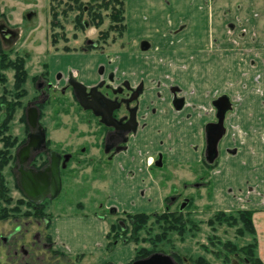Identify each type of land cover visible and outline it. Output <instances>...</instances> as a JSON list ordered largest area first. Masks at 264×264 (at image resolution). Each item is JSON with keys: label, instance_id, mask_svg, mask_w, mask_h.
<instances>
[{"label": "rangeland", "instance_id": "obj_1", "mask_svg": "<svg viewBox=\"0 0 264 264\" xmlns=\"http://www.w3.org/2000/svg\"><path fill=\"white\" fill-rule=\"evenodd\" d=\"M122 6L127 30L120 33L111 14ZM93 12L101 13V25H92ZM109 75L111 86L127 79L146 87L140 128L115 161L106 160L94 119L59 93L67 77L94 84ZM39 77L57 87L41 105L47 135L76 154L63 170L59 196L35 206L16 184L14 163ZM221 97L226 130L209 162L205 130L218 120ZM159 154L163 165L149 164ZM262 195L264 0H0V264H95L90 255L58 249L53 219L95 214L110 229L140 212L149 220L133 235L129 228L130 240L119 239L112 252L132 248L133 261L139 249L156 243L154 251H176L185 264L198 257L245 264L226 243L238 250L254 243L261 258L254 216ZM185 198L196 228L162 241L161 214L169 204L178 210ZM240 211L251 213L255 234L239 232ZM222 213L237 221L229 224ZM110 240L107 235V245Z\"/></svg>", "mask_w": 264, "mask_h": 264}, {"label": "flooded vegetation", "instance_id": "obj_2", "mask_svg": "<svg viewBox=\"0 0 264 264\" xmlns=\"http://www.w3.org/2000/svg\"><path fill=\"white\" fill-rule=\"evenodd\" d=\"M112 15L113 13L111 14V18H112ZM91 22H92V25H96V26L101 25L103 23L101 13H98L96 15L94 12L91 13ZM124 24L125 26L127 25L125 22ZM111 26L112 24L109 25L110 29H111ZM82 27H85L83 20H82ZM126 30H127V26H126ZM144 42L148 44L147 47H143ZM88 44H94V43L92 41H89ZM149 45L150 43L148 40H143L141 41L140 47L142 50H147L149 48ZM109 78H110V75L107 77H103L102 79L98 80L94 84H87L86 82L82 81L79 78L67 77L66 82L59 89V93H61L63 96H70L72 99L76 101V103L80 107L81 111H83V113L88 115L90 118L94 119L96 124L103 131L102 140L100 142L101 150L104 152L106 156V160L115 161L116 156L128 147L130 139H131V135L133 134V132H135L137 129L140 128L141 96L144 95L146 87H145V84L142 82V80L139 81L138 83H132L127 79H123L120 82H118L117 85L111 86V84L108 81ZM77 83H80L82 84V86H84L83 97H84V102L87 105V107L82 106V104L78 100V97L74 89V85ZM35 87L37 91H39L38 97L35 100L28 102L26 110L29 106H33V105H36L40 108V123L45 130V146L41 150L32 151V158L25 165L24 168L25 169L32 168L33 172L36 174L41 171L47 170V168H49L52 165V158L49 152L46 151V149L47 148L52 149L53 151H56L60 155L59 171H60V177H61V184L63 186V181H62L63 170L65 171L66 169L70 168V163L71 161H73L74 155L76 153L71 152L68 147H67L68 149L64 147L62 148L56 147L47 135L48 131L46 129V126L42 124L41 122V117H42L41 115L42 106L41 105L46 100H49L51 98L50 94H53L52 92L57 91V87L51 80L43 79V77L37 78L35 82ZM216 103L218 107V113L222 107L223 109H225V99L224 98L222 97L219 98L216 101ZM26 123L28 126V132L26 134V139H24V141H22L16 148L15 163H14V174H15L16 184L22 193L23 191L19 184L21 180V176H22V172L20 171V168H19L21 165L19 163V156H20L19 152L20 150H22V147L27 142L28 135L31 132V128H30L29 123L27 122V119H26ZM205 136H206V130H205ZM206 148H207V140H206ZM206 148H205V157H206ZM82 152L84 153L86 152L85 147H82ZM206 160L208 161L207 157H206ZM39 161L41 162L39 163ZM78 161H80V158ZM152 162L155 165L162 166L163 165L162 155L159 154L157 159L154 158L150 160L149 164H151ZM45 199H49V197H46ZM175 200L176 199L174 198L172 199V201H175ZM189 200H190L189 198H185L184 201L180 203L179 207H177L180 212H184L186 209H188L191 206ZM247 200H250V199H247ZM33 203L35 204V206H39L38 203L40 202L38 203L33 202ZM169 205H166L165 208L170 209ZM111 211L113 213L115 209H111ZM119 224L123 227L124 230L126 229L129 231V228H132L131 223L129 224V222H128L129 225L124 223V221L120 222ZM125 225H128L129 228ZM127 235L131 236V233L129 234L127 232ZM119 239L127 240V238L123 236V234L120 235ZM113 249L114 248L108 250L107 252H112ZM153 253H164V254L171 255L179 264H185V262L183 263L179 262L175 258L174 254L176 253V251H172L169 253V252H163V250L160 249L159 251H153L149 255ZM149 255L145 257H148ZM145 257H142V258H145ZM137 259H140V258H136L133 261H130L126 264H132ZM107 263L116 264L115 262H112V261L102 263V264H107Z\"/></svg>", "mask_w": 264, "mask_h": 264}, {"label": "water", "instance_id": "obj_3", "mask_svg": "<svg viewBox=\"0 0 264 264\" xmlns=\"http://www.w3.org/2000/svg\"><path fill=\"white\" fill-rule=\"evenodd\" d=\"M148 44L143 43V47ZM76 95L82 106L87 107L84 102L83 92L84 86L77 83L74 85ZM222 107V105H221ZM225 109L223 107L218 113L217 122L208 123L206 125V157L208 161L214 160L218 155V144L225 133L224 126ZM26 119L30 125L31 132L28 140L20 150L19 163L22 172L20 187L24 195L33 202H41L46 197L55 199L61 193V177L59 171L60 155L47 148L52 158V165L45 171L34 173L32 168L25 169V165L32 158V151L41 150L45 146V130L40 123V108L36 105L29 106L26 110ZM18 167V166H17ZM43 181V182H41ZM111 264V263H107ZM132 264H179L171 255L164 253H153L145 258L135 260Z\"/></svg>", "mask_w": 264, "mask_h": 264}, {"label": "crops", "instance_id": "obj_4", "mask_svg": "<svg viewBox=\"0 0 264 264\" xmlns=\"http://www.w3.org/2000/svg\"><path fill=\"white\" fill-rule=\"evenodd\" d=\"M261 197L262 206L260 205L261 207L256 210L254 218H256L255 222L259 226V245L263 251L264 208L262 207H264V195ZM246 201L247 205L253 206L254 203H250V200ZM52 229V236L59 250L66 253L90 255L96 264L109 261L116 264H126L134 257L135 252L132 248L122 247L114 252H106L108 222L99 215L57 217L53 219ZM120 254L124 256L120 257ZM260 257L264 260V253L261 252Z\"/></svg>", "mask_w": 264, "mask_h": 264}, {"label": "trees", "instance_id": "obj_5", "mask_svg": "<svg viewBox=\"0 0 264 264\" xmlns=\"http://www.w3.org/2000/svg\"><path fill=\"white\" fill-rule=\"evenodd\" d=\"M122 10H123V6L120 9H117V11H115L112 15V20H114L115 22L114 28L115 29L120 28L119 30L120 33L126 28L125 24L123 23L124 18H123ZM111 28H113V26H111ZM238 215H239V218L237 220H239L244 225V227L239 228V232L241 233L242 229H245L249 233L255 234V228H254L253 221L251 218V213L240 211ZM222 216L225 217L226 222H228L229 224L235 223L237 221L236 220L237 217H233L231 215L225 216L224 213H222L219 217H222ZM126 218L129 224L131 223L132 235L137 229L142 228V226L145 225L146 221L149 220L148 215L142 212L127 213ZM123 221L125 220L123 219ZM159 222H160L159 223L160 228L162 230V234H160V236L162 237V241H168L169 240L168 234L173 231L177 232L179 236H181V238H184L186 232H192L194 228H196L195 222L185 213V211L180 212L179 210L171 211L170 209H167L165 212L161 214L159 218ZM209 222L213 223V221H209ZM124 223L128 224L126 221ZM128 225H125V226L128 227ZM126 231L128 230L126 229L124 230L123 227L117 222H112L110 224V231L108 233V237H110V239L112 240H110L109 245H107L108 250L114 248V245L119 240V237L122 234L123 236L127 238L128 241L130 240V238L126 236V233H127ZM253 244L254 243H248L247 245L243 246L241 249L238 250L237 246H235V243L229 242V243H226V249L237 253L239 257H243L245 264H262L261 258H258L255 254V251H254L255 246ZM156 246L157 244L154 243L153 250L144 249V248L139 249L136 252V258H142V257L149 255L150 253L154 251ZM174 256L179 262L183 263L182 256L180 255V253L176 252ZM197 260L198 261L196 262L195 261L193 262L190 260L191 261L190 264H208V261L204 259V257H198Z\"/></svg>", "mask_w": 264, "mask_h": 264}]
</instances>
